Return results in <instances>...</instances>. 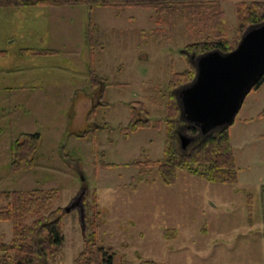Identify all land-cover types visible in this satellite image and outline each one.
<instances>
[{
	"label": "rangeland",
	"instance_id": "rangeland-1",
	"mask_svg": "<svg viewBox=\"0 0 264 264\" xmlns=\"http://www.w3.org/2000/svg\"><path fill=\"white\" fill-rule=\"evenodd\" d=\"M222 8L234 45L236 2ZM193 29L180 16L159 25L155 10L143 8H0V193L59 191L52 209L62 210L65 241L49 264H264V83L230 127L236 184L181 171L167 185L156 166L133 165L165 158L169 87L176 74L195 78L201 55L190 47ZM91 68L106 88L91 87ZM138 104L151 125L136 130ZM89 127L97 130L77 136ZM22 134H39L41 144L35 167L14 171L12 143ZM178 144L182 153L194 146ZM13 241V222L0 221V245ZM92 242L95 257L81 263Z\"/></svg>",
	"mask_w": 264,
	"mask_h": 264
},
{
	"label": "trees",
	"instance_id": "trees-1",
	"mask_svg": "<svg viewBox=\"0 0 264 264\" xmlns=\"http://www.w3.org/2000/svg\"><path fill=\"white\" fill-rule=\"evenodd\" d=\"M226 1L236 2L240 37L234 45L228 39L225 11L222 8V2ZM48 6H87L90 9L94 6L152 9L155 10L156 21L159 25L170 24L174 19L178 20L180 16L189 21L193 30L197 31L198 40L190 47L198 54L213 50L223 53L230 52L237 47L249 26L264 22V0H0V8ZM93 44L94 42L91 47L94 52ZM47 52L49 51H43L40 54H47ZM93 52L91 53L94 55ZM4 56L5 52L0 51V57ZM90 70L91 87L95 90L100 85L106 88L108 81L100 78L93 68ZM187 75L188 73L176 74L169 87L170 90H175L178 87L177 81L181 80L182 76L186 79L188 77V81L183 79L180 81L181 84L193 81L194 77L191 79ZM263 83L264 78L255 89L260 88ZM142 106V104L133 106L134 125L132 128L136 130L151 125L150 114ZM94 110L90 111L87 118L91 124L96 122L93 116ZM140 113L146 118H139ZM179 117L180 109L171 91L166 120L168 132L164 160L134 162L133 165L141 167L143 163L149 162L148 164L156 166L162 181L167 185L175 184L181 171L212 183L236 184L238 168L231 143L230 127L215 130L203 136L198 127L180 121ZM95 130L97 129L89 127L78 133L77 136L86 137L89 132ZM183 130H186L184 133L193 138L194 146L189 153H182L179 150V136L183 134ZM40 144L41 136L39 134H22L20 140L12 143L11 169L14 171L32 170L35 167L33 155L37 152ZM58 197V190L34 189L0 193V221H11L14 224V241L11 247L0 245V264H49L51 259L57 257L65 241L62 210L52 209V204L57 201ZM1 203L6 204L2 206ZM248 205L251 218L254 214L253 195L248 196ZM30 218L34 220L28 225L26 221ZM94 243L86 244V249L81 255V263L87 255L89 258L95 257ZM7 250L10 253L4 254ZM146 264H154V262Z\"/></svg>",
	"mask_w": 264,
	"mask_h": 264
},
{
	"label": "water",
	"instance_id": "water-1",
	"mask_svg": "<svg viewBox=\"0 0 264 264\" xmlns=\"http://www.w3.org/2000/svg\"><path fill=\"white\" fill-rule=\"evenodd\" d=\"M192 64L194 80L175 89L180 121L198 127L203 136L231 127L247 96L264 78V22L249 26L234 50L209 51ZM179 140L186 150L193 138L180 134ZM84 194L85 190L79 204L83 205ZM81 218L85 224L84 209Z\"/></svg>",
	"mask_w": 264,
	"mask_h": 264
}]
</instances>
